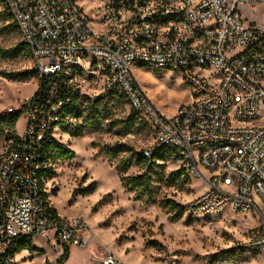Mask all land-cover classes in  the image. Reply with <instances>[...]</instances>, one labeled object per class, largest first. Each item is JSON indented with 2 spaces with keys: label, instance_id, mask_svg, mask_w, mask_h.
<instances>
[{
  "label": "built area",
  "instance_id": "built-area-1",
  "mask_svg": "<svg viewBox=\"0 0 264 264\" xmlns=\"http://www.w3.org/2000/svg\"><path fill=\"white\" fill-rule=\"evenodd\" d=\"M2 3L29 50L41 93L21 108L26 123L16 147L0 153V264H11L17 243L36 235L57 247L90 245L84 220L54 213L40 184V171L51 166L42 145L63 120L66 90L92 102L114 92L125 98L151 130L145 157L170 151L184 176L205 183L185 207L189 218L255 214L258 223L231 255L207 264L264 255V22L247 24L239 11L264 0ZM137 65L178 72L191 102L164 114L134 76ZM99 264L125 263L108 252Z\"/></svg>",
  "mask_w": 264,
  "mask_h": 264
},
{
  "label": "rangeland",
  "instance_id": "rangeland-1",
  "mask_svg": "<svg viewBox=\"0 0 264 264\" xmlns=\"http://www.w3.org/2000/svg\"><path fill=\"white\" fill-rule=\"evenodd\" d=\"M247 24L264 22V3L239 6ZM0 13H5L0 0ZM9 22L0 19V48L7 49L22 42L18 31L4 29ZM27 56L7 59L0 56V113L19 110L38 89L35 78L27 82H13L4 73L29 69ZM133 74L146 90L160 111L173 115L180 107L190 103L188 87L176 71H155L147 66H134ZM88 92V90H87ZM110 120L95 133L85 132L81 137L55 131L61 143L72 149L76 156L72 161H53V177L44 181L53 182L45 189H55L53 204L62 218L78 217L88 226L90 245L87 248L71 247V255L64 264H99L100 258L111 252L125 264H165L170 259L174 264H207L211 259L230 256L231 248L258 223L253 213L247 215L226 211L221 215L194 220L188 213L179 222H173L174 213L160 205L164 199L174 200L186 207L195 196L205 191V183L192 180L184 183L181 178L176 185H169L168 176L178 170V163L170 156L164 170L165 179L155 184L158 203L146 206L133 200L122 185L115 166L130 153L122 152L117 159L108 158L105 153L115 147H125L139 153L148 149L153 136L150 128L138 123L129 134H124L120 121L126 119L132 109L125 98L112 96L108 99ZM26 119L22 113L14 129L15 135H22ZM12 134L6 132L0 140V153L10 151ZM125 150V149H124ZM174 155V153H172ZM146 167L134 164L127 176L142 174ZM96 184L93 194L83 195L76 190ZM47 187V188H46ZM74 189L70 193V189ZM44 189V187H43ZM49 235V234H48ZM38 253L15 255L11 264H58L64 248L55 246L47 235L30 238ZM29 255H28V254ZM245 264H264V255L248 254Z\"/></svg>",
  "mask_w": 264,
  "mask_h": 264
},
{
  "label": "trees",
  "instance_id": "trees-1",
  "mask_svg": "<svg viewBox=\"0 0 264 264\" xmlns=\"http://www.w3.org/2000/svg\"><path fill=\"white\" fill-rule=\"evenodd\" d=\"M2 2V0H1ZM3 5V3H2ZM5 13H0V19L4 23L9 22L4 29L9 30L13 28L16 31V27L12 22L11 15L4 9ZM0 56L7 59H14L20 56H29V50L25 43L18 42L16 45L2 49L0 48ZM4 77L10 79L13 82H27L32 78L37 79L38 74L30 69L24 71L13 72L10 74L4 73ZM41 93V90L36 92V98ZM65 96L70 98V103L64 108L65 115L63 120L59 123L58 128L61 133H68L72 137H81L85 132H98L103 127L106 121L110 120L108 99L112 96L123 97L121 94L114 92L107 98L98 99L92 102L87 95H79V91L66 90ZM124 98V97H123ZM23 113V109L16 110L14 112H2L0 113V140L5 136L6 132L12 134L13 150L20 140L19 135L14 134L15 126L18 122L19 116ZM138 114L132 110L130 115L120 121L123 127L124 134H129L138 123ZM139 117V116H138ZM141 126L147 127L144 121H141ZM125 149V150H124ZM10 150V151H11ZM122 152L130 153L128 156L121 158L116 164L115 168L120 175L122 185L127 193L133 194V200L136 202H142L146 206L155 205L158 203L155 197L156 183L160 184L165 179V167L166 162L172 157V152L167 150H157L154 152L150 159L146 158L144 152H134L129 148L122 146L109 149L105 155L110 159H117ZM42 153L44 159L50 161L51 166L43 169L39 173L40 184L43 189L44 177H53L55 172L51 170L53 161H72L76 154L67 145L61 143L56 137H52L42 145ZM134 164H142L146 167V170L137 176H127L126 173L132 168ZM181 178H184V183H189L191 180L184 176L182 169L173 171L167 178L169 185H176ZM96 190V184L91 183L86 187H82L75 191L83 195L93 194ZM55 189L53 190V192ZM55 195V193H53ZM44 196L49 202L48 194L44 191ZM160 205L164 208H168L169 211L174 213L173 222H179L182 220L185 214V206L175 202L174 200L164 199L160 202ZM54 213L56 210L51 206ZM28 250L31 254L38 253L39 250L32 246L29 239L20 240L14 247L12 254H16ZM69 258V248L65 247L64 252L58 261V264H64ZM214 259V258H213Z\"/></svg>",
  "mask_w": 264,
  "mask_h": 264
},
{
  "label": "crops",
  "instance_id": "crops-1",
  "mask_svg": "<svg viewBox=\"0 0 264 264\" xmlns=\"http://www.w3.org/2000/svg\"><path fill=\"white\" fill-rule=\"evenodd\" d=\"M191 102V101H190ZM188 105V104H187ZM60 132V131H59ZM56 137V136H55ZM57 138V137H56ZM58 139V138H57ZM44 184H46V186H52L53 185V182H49V183H47V182H45L44 181ZM43 187H44V191L48 194V199H49V202H50V205L56 210V212H57V214L59 215V212H58V210H57V208L55 207V205L53 204V198H54V195L51 193V189L50 190H47V189H45V186L43 185ZM47 188V187H46ZM54 190V189H53ZM52 190V191H53ZM74 191V189H70V193H72ZM58 193H59V190L57 191V194L56 195H58ZM55 195V196H56ZM37 236H39V235H36L35 237H37ZM26 251V250H25ZM25 251H22V252H20V253H25ZM28 254V253H27ZM17 255V254H16ZM29 255V254H28ZM70 255H71V247L69 248V257H70ZM69 259V258H68ZM101 259V258H100Z\"/></svg>",
  "mask_w": 264,
  "mask_h": 264
}]
</instances>
